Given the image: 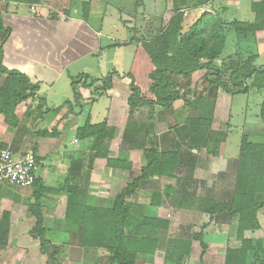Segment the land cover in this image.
<instances>
[{
    "label": "rangeland",
    "instance_id": "1",
    "mask_svg": "<svg viewBox=\"0 0 264 264\" xmlns=\"http://www.w3.org/2000/svg\"><path fill=\"white\" fill-rule=\"evenodd\" d=\"M87 1L90 3V10L92 4L95 3L99 13L104 11V7L109 4L108 12L114 17L102 24L101 48L95 54L70 62L69 68L65 69V73L56 80V83L49 88L44 87L41 91V95L50 107L62 104L68 98L73 99L71 80L81 73L90 72L93 77H105L113 70H118L123 74L127 72L132 63L134 50L138 48V43L158 36L172 16V0H143L142 2L137 0H43L42 5L33 4L31 6L18 4L13 0H0V8L4 9L7 2L11 3L8 11L3 10L5 26L13 30V26L18 25L21 33L28 32L27 34L30 35L28 38L31 37L30 40L39 41V45H41L42 40L46 39L45 36L43 37L44 18L56 16L58 19L67 20L71 17L76 19L79 17L88 23L87 19L91 11L88 17L83 16L84 2ZM121 1L125 2L127 8L120 7ZM250 1L216 0L215 8L219 9L221 5L229 6L223 15L230 20L234 18L252 20L254 13L250 9ZM192 15L193 12H190L188 17H192ZM18 16L29 18H19ZM94 18V22L91 23L100 27L96 13L93 15ZM114 19H116V27L112 26ZM128 23L131 25L127 26ZM238 41L245 43L250 40H245L243 36L241 37L234 30H230L226 48L217 63L220 64L227 57L233 58L232 55L236 51L235 44ZM5 44L3 48H5ZM25 44L27 46V42ZM14 45L21 50L28 48L23 43L22 46ZM254 49L259 54L257 63L263 64L264 31L258 34ZM37 50L40 51L38 47ZM15 52L19 53L16 50ZM203 72L193 75L191 86L192 89H199L203 92L202 94L206 95L209 93V89L206 88L202 91ZM224 74V80H228L227 71ZM1 76L0 82L2 81ZM121 82L122 80L116 82L115 91L113 88L107 91L111 97L108 94L107 96L115 99L113 102L109 98L107 100L105 96L101 99L99 96L95 99L98 100L96 102L91 101V99L94 100L93 89L87 91L81 87L83 100L87 104L86 108L80 116L72 115L73 118L71 117L67 121L66 126H70L68 135L71 138L77 128L83 126L87 120L92 124L106 121L109 126L115 128L114 138L109 143V156L127 159L132 163V167L137 173L144 164L141 157L142 149L149 148L148 145L144 146L143 144V142L145 143L143 139L145 130L148 129L153 139L158 140L159 148L162 151L172 150L177 133H168L173 131L174 127L181 126L186 122L190 107L184 101L179 100L174 103L172 111L156 107L152 117H149L151 110L148 105H145L134 113L133 118H130L127 104L130 94L129 79L124 80L122 85H120ZM97 84L100 85L101 82ZM248 84L250 87L246 94L230 95L222 89H218L217 97L204 106L201 112L211 118L213 132L206 138L205 144L200 149L193 147L195 142L187 141L184 142V145L181 143L182 150L180 152L183 156L181 160L187 161L189 156H193L194 167L187 165L191 167L186 170L181 165L176 170L179 177H154L148 180L141 189H138L131 198V202L134 204L144 206V211L148 216L160 217L169 222L166 229L144 227V235L157 239L159 249L155 255L139 253L136 264H170L171 261L175 264H198L202 247L199 241L191 239V235L203 230L204 224H208L205 229V241L208 244L204 258L206 264H224L228 244L237 245L239 243L236 241V227L231 226L222 215L211 213L210 208L214 203L230 200L239 190L242 191L247 184L246 179L253 174L252 160L250 163L249 158L244 159V153L240 151L242 138L246 136L252 141L264 142V118L261 116L264 89L255 87L252 80ZM116 89L118 90L116 91ZM192 97L193 94L190 98L192 99ZM59 115V113L54 114V116ZM178 141L181 139L178 138L176 142L178 143ZM85 144L83 157L65 158L66 165L69 166L67 176L76 175L75 172L69 171V168L72 171H81L83 174L90 173L85 188L90 197L86 196L83 201L87 199V205L108 208L113 204L115 195L130 180L131 172L108 167L106 158L96 155L92 142L85 141ZM133 145L136 146L132 148ZM182 164L184 163L182 162ZM260 166L263 174L264 163ZM94 173L98 176L96 181L99 183V185L94 183L95 186L90 185V178ZM80 179H77L74 184L81 185ZM260 192L256 191L255 194L262 195L264 201V193L259 194ZM157 194L164 200L162 206H151V201L157 200L155 198ZM51 195L54 193L52 192ZM63 198V203H58L60 206H57V203H50L52 207L49 214L53 218L49 217L47 220L46 238L54 248L51 247L46 252L45 264H112L103 249L81 246L80 235L77 234L78 227L76 228L72 222L66 219V196ZM31 204L28 203V211L33 214L30 210ZM50 205L47 204L46 207ZM25 211H27V207L24 208V211H17V215L28 216V211L27 213ZM257 216L259 228L245 232V238L255 242V249L250 252L246 264H264V208L258 211ZM31 234L34 237L32 232ZM35 239L40 248L39 239L36 237ZM188 242L191 243L190 252L179 259V252L187 247ZM173 245L177 246L176 253L173 254L175 259L169 261L168 257L166 258V251L171 246L174 247ZM55 246L59 248L58 253H56ZM11 252L13 250H7V254ZM52 253H56L53 259H51ZM178 259L179 261H177Z\"/></svg>",
    "mask_w": 264,
    "mask_h": 264
},
{
    "label": "trees",
    "instance_id": "2",
    "mask_svg": "<svg viewBox=\"0 0 264 264\" xmlns=\"http://www.w3.org/2000/svg\"><path fill=\"white\" fill-rule=\"evenodd\" d=\"M42 1L13 0L18 4L28 6L41 4ZM137 1L142 2L143 0ZM215 2L216 0H172L170 20L163 28L161 27L160 34L154 39L148 38L138 43L127 72L122 74L118 70H113L105 77H93L87 72L81 73L71 80L73 99L68 98L59 106L53 107H49L46 99L39 94L46 82L33 81L28 75L19 70L8 69L3 64V45L12 33V28L5 26L3 10L8 11L11 3L7 2L4 9L0 8V75L3 77L0 82V115L7 126L19 127L22 119L18 114V108L22 103H28L23 117L30 116L36 111L38 112L36 114L41 117L51 112L59 113L57 121L69 115H80L86 106L81 87L92 88L94 100L91 99V101H95L113 87L115 75L129 79L130 94L127 104L130 118H133L134 113L145 105L150 107L149 117H152L156 107L172 111L174 103L179 100L184 101L190 107L186 122L174 127L173 131L170 130L171 132L168 133L176 132L177 139H181L178 143L177 139L175 140L172 150L162 151L158 140L153 139L148 129L145 130L143 134L145 143L143 144L148 145L149 148L142 149L141 157L144 164L137 173L127 159L109 156V143L115 135L114 127L109 126L106 121L92 124L88 120L83 126L78 127L76 137L83 142H92L96 155L106 158L108 167L119 171L127 170L132 176L126 186L115 195L113 204L105 208L87 205V199L83 201L86 196L77 195V191L82 188L81 185L70 183L73 180L77 181L78 178H81L80 183L83 179L88 183V173L83 174L81 171H72L69 168V171L75 172V176H66L61 186L47 187L43 185L41 177L35 172L33 183L35 202L30 205V210L36 217V223L32 233L39 239L43 252H48L54 246L46 238L47 230L44 226L41 198L45 193L52 194L53 192L54 195L65 193L67 196L66 219L76 228L78 227L77 234L80 235L81 246L103 249L112 264H136L139 253L156 254L159 249L158 241L145 236L144 227L166 229L169 222L160 217L148 216L144 211V206L134 204L131 198L138 189L154 177H179L176 172L178 167L182 165L186 170L191 166L194 167V157L189 156L187 161H182L183 156L180 150H182V144L184 145L187 141L195 142L193 147L200 149L205 144L206 138L213 132L211 118L202 114L201 111L206 104L217 97L218 89L230 95L246 94L249 92L248 82L250 80L255 87L264 89V63H257L259 54L254 49L258 34L264 31V0L250 1V9L254 13L252 20L227 19L223 12H226L229 6L221 5L217 9ZM84 4L83 16L88 17L90 3L87 1ZM201 10L203 12L200 13ZM190 12H193L192 17H188ZM48 19L58 23L71 21V18L62 20L56 16ZM230 30H234L241 37L243 36V39L250 41L245 43L238 41L235 44L236 51L232 55L233 58L227 57L219 64L217 61L226 48ZM226 71L228 80H224ZM199 72L204 73L202 91L209 89L206 95L202 94L203 92L199 89H192L191 86L193 75ZM99 82H101L100 85L97 84ZM29 101L32 102L29 103ZM261 116L264 118V103L261 107ZM37 135L57 136L56 125L52 130L37 131ZM135 146L133 145L132 148ZM7 147H9L7 143L0 142V149ZM240 149L244 153V159L249 158L250 163L252 160L253 174L246 179L247 184L242 191L239 190L230 200L214 203L210 208L211 213L222 215L231 226L236 227V241L239 243L237 245L228 244L224 264H246L250 252L255 249V242L245 238V232L259 228L257 213L264 208L263 196L255 194L256 191H261L259 194L264 193V170L262 174L260 166L264 163V142L252 141L244 136ZM35 156L38 167L40 158L36 154ZM155 198L157 200L151 201L150 205L162 206L163 198L159 194L155 195ZM8 221V216H3L0 226L7 225ZM207 227L208 224H204L203 230L191 235V239L199 241L202 247L198 264H206L204 258L208 248L205 241ZM6 237L5 233H0V241L5 240ZM173 246L166 251V258L168 257L169 261L175 259L173 254L176 253L177 246ZM186 246L179 252V259L190 252L191 243L188 242ZM55 248L58 253L59 248L56 246ZM55 254H51V259L55 258ZM170 264L175 263L171 261Z\"/></svg>",
    "mask_w": 264,
    "mask_h": 264
},
{
    "label": "crops",
    "instance_id": "3",
    "mask_svg": "<svg viewBox=\"0 0 264 264\" xmlns=\"http://www.w3.org/2000/svg\"><path fill=\"white\" fill-rule=\"evenodd\" d=\"M120 7L124 9L127 8V5L124 1H121ZM91 8L89 18L87 19L88 23L81 20L79 17H77V19L71 17V21L62 23L51 22L44 19L45 30L43 32V37L45 36L44 38L46 39L42 40L41 45H39V41L30 40L31 37L28 38V36H30L27 34L28 32L21 33L18 29V25L13 26L12 33L4 48V65L8 69L19 70L28 75L33 81L42 80L46 82L40 90L41 94L44 87L49 88L56 83V80L65 73V69L69 68L70 62L72 63L90 54H95L96 51L101 48L100 37L103 35L102 24L114 16L108 12L109 4H107L104 7V11L100 13L97 12L99 9L96 8L95 3L92 4ZM95 13L98 16L100 27L96 26L95 23L92 24L94 22L93 20H95V18L93 19ZM18 17L29 18L26 16ZM118 18L120 19L121 17ZM130 25V23L127 24V26ZM112 26L116 27V19L112 21ZM127 26L125 25L124 27L128 31ZM25 42H27V46ZM22 43L28 47L26 50H24L25 48L21 50L18 46L14 45H21ZM37 47L40 51L37 50ZM15 50L19 53H16ZM87 73L90 74V72ZM115 76L113 77L112 87L114 91V87L117 86V81L122 80L120 84L122 85L123 81L128 79ZM1 78L3 77L1 76ZM85 90L89 91V89ZM117 90L118 89H116V91ZM117 93L121 95L119 92ZM107 94L110 96L109 92H107L99 98L101 99V97L105 96L108 100L109 97ZM84 97L86 96L84 95ZM109 99H111L112 102L115 100L113 98ZM96 101L98 100L94 102ZM31 102L32 101H29V103ZM27 104L22 103L18 108V114H20L22 120L17 128L7 126L3 117L0 115V142L7 143L16 157L28 150H32L40 158L36 175L41 177L43 185L47 187L61 186L66 179L69 167L66 165L65 158L76 157V159H78L77 157H83L86 144L78 140L75 134L71 138L68 135L70 126L66 125L67 121L71 117L73 118L72 115L65 117L61 121H57L60 115L54 116L55 113L53 112L41 117L36 114L38 113L36 111L30 114V116L23 117ZM113 105L115 106L116 104ZM78 116L80 115H74V117ZM54 125H56L57 136L43 137L37 135V131L46 129L52 130ZM88 174L90 175V173ZM96 177L98 176L95 173L91 175L90 185L93 184V186H95L94 183H98ZM74 182V180L71 181V183ZM87 184L88 183H86L84 179L81 181L82 188L77 191L78 196L90 197V194H87V190L85 189ZM97 185H99V183ZM33 191V186L24 188L7 182H0V221L3 220V216H8L9 218L7 225L2 224L0 226V233L3 232L7 236L5 240L0 241V264L46 263V253H43L40 249L41 246L40 248L38 247L39 243H36L37 240L35 237L31 236V232L35 226L34 224L36 223V217L28 211V203L31 204L35 202ZM64 196H66L65 193L51 195L47 192L41 198L44 226L47 232L46 223L48 218L52 217V215L50 216L49 214L50 208L52 207L50 203H57V206H60L58 203H63L62 199H64ZM46 203L50 206L46 207ZM19 206L21 207L19 208ZM26 207L29 215L25 217L18 216L17 211H24ZM27 211L25 212L27 213ZM9 249L13 250V252L7 254V250ZM63 256L64 254L62 257Z\"/></svg>",
    "mask_w": 264,
    "mask_h": 264
},
{
    "label": "built area",
    "instance_id": "4",
    "mask_svg": "<svg viewBox=\"0 0 264 264\" xmlns=\"http://www.w3.org/2000/svg\"><path fill=\"white\" fill-rule=\"evenodd\" d=\"M36 162V156L32 150L16 157L9 147L1 148L0 182H7L24 188L33 186L37 170Z\"/></svg>",
    "mask_w": 264,
    "mask_h": 264
}]
</instances>
